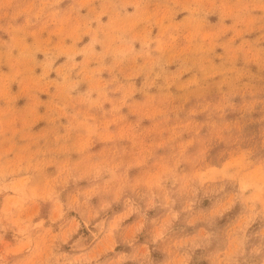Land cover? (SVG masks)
<instances>
[{
    "label": "rangeland",
    "instance_id": "374dc122",
    "mask_svg": "<svg viewBox=\"0 0 264 264\" xmlns=\"http://www.w3.org/2000/svg\"><path fill=\"white\" fill-rule=\"evenodd\" d=\"M0 264H264V0H0Z\"/></svg>",
    "mask_w": 264,
    "mask_h": 264
}]
</instances>
